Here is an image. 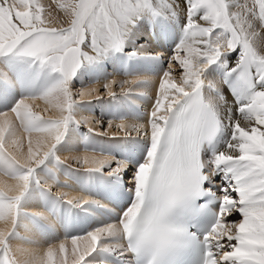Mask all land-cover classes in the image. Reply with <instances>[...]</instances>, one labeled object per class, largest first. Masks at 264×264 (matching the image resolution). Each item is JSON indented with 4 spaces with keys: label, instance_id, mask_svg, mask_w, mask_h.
Listing matches in <instances>:
<instances>
[{
    "label": "snow or ice",
    "instance_id": "6c2138e0",
    "mask_svg": "<svg viewBox=\"0 0 264 264\" xmlns=\"http://www.w3.org/2000/svg\"><path fill=\"white\" fill-rule=\"evenodd\" d=\"M56 6L73 12L65 26H49L44 0H0V172L17 181L0 187V219L13 221L10 232L0 233V264H17L11 239L39 243L34 236L48 246L28 252L25 264H264V0H56ZM145 62H163L158 82L144 75L157 71ZM149 88L147 126L119 115L108 123L117 129L111 135L81 130L94 117L78 119L77 111L91 112L107 99L119 113L134 98L149 97L141 90ZM15 89L22 94L9 103L4 93ZM38 97L55 101L64 115L34 111L27 101ZM9 113L28 132L51 135L48 151L30 149L28 164L8 153ZM94 136L127 143L95 146ZM77 146L83 151L72 159L79 168L59 156ZM41 172L73 187L63 173L89 194L111 181L113 203L122 200L124 182L131 198L116 219L73 235L69 214L108 206L92 194L68 198L43 187ZM26 205L45 209L59 227ZM208 215L213 220L202 230Z\"/></svg>",
    "mask_w": 264,
    "mask_h": 264
},
{
    "label": "bare ground",
    "instance_id": "6f19581e",
    "mask_svg": "<svg viewBox=\"0 0 264 264\" xmlns=\"http://www.w3.org/2000/svg\"><path fill=\"white\" fill-rule=\"evenodd\" d=\"M53 2H54V5H53ZM44 3L46 5H49L50 6V15L48 16V19L50 21V24L49 26L50 27H60V22H59V19L57 18V12L58 11H61L60 9H57L58 7L56 6V0H44ZM52 6L54 8H56L55 10L52 8ZM54 10V11H53ZM63 12V11H62ZM70 13H66V18L68 21L67 24L72 20L73 18V12L72 11H69ZM72 13V15L69 17V15ZM53 14V15H52ZM61 14V13H60ZM52 15V16H51ZM63 16V15H62ZM64 20V19H63ZM61 21V20H60ZM63 22H61L62 24ZM65 24V23H64ZM174 28H176L179 32V29H180V26H178L177 24L174 26ZM142 29V28H141ZM143 31L145 30V27L144 29H142ZM175 38V37H174ZM170 41V40H169ZM168 41V42H169ZM153 48H155V45L153 44L152 45ZM152 62H145V66H148V67H153L152 66ZM159 66V65H158ZM157 71L156 72H153V73H144V75L150 77L153 81H159L160 79V73H159V69L156 68ZM110 78V77H109ZM103 79V78H102ZM142 91H147L149 93V97H144V98H134V103L140 107V109L142 110L141 111V115L140 116H134V115H129V113H127V111L125 110V116H127L128 120H132L133 121H138V120H141L139 122H142V123H145V126H147V120L145 119L146 117V114L145 112H150L151 110V105L153 103V99H152V95H151V91L154 95V89L153 88H149V89H141ZM39 99L44 100L46 102H50V100H46L44 99L43 97H38ZM32 101V100H31ZM15 102V101H14ZM28 102V101H27ZM52 102V101H51ZM106 102V101H104ZM103 102V103H104ZM30 103V101H29ZM33 103H34V100H33ZM40 103L39 101L37 102V105H40L41 104H38ZM45 103V102H44ZM42 102V106L44 104ZM55 103V102H54ZM36 104V101L34 103V105ZM52 104V103H51ZM108 103H104L102 105V107L104 109L107 110V105ZM31 105H33L31 103ZM33 105V106H34ZM50 105V104H49ZM54 105V104H53ZM39 106V107H40ZM37 107V106H36ZM47 107H48V104H47ZM52 109H51V108ZM49 109L53 110V106L50 105ZM34 108V107H32ZM45 108V105L44 107ZM36 109V108H35ZM56 109V108H55ZM54 109V110H55ZM39 110V109H38ZM44 110V109H43ZM42 110V111H43ZM48 111V109H46ZM53 110V111H54ZM57 111V110H55ZM45 112V111H44ZM56 113V112H55ZM88 113H91V112H88ZM93 113V112H92ZM92 113L90 115H92ZM63 114V113H62ZM78 114V113H77ZM52 115V114H51ZM89 115V114H88ZM89 115V116H90ZM78 117V116H77ZM82 117V115H81ZM9 118L11 119L13 125H14V132L12 135H10L8 138H7V141L10 142V144L12 145L13 149L12 151L10 152V154L16 159L18 160L20 163L22 164H25L27 161H28V156L30 155V149L35 152L37 150H40V155L42 156L43 155V152H46L48 151L51 143L54 142L53 138L51 135L47 134V133H39L34 135L33 133L34 132H28L18 121H16L15 119V116L12 115L11 113H9ZM3 117L0 116V122L3 121ZM116 123H118V121L115 119L114 120ZM16 123V124H15ZM18 125V126H17ZM111 129V128H110ZM113 132V131H112ZM30 135H33V136H30ZM99 137V136H98ZM76 150H78V153L76 151V153H74L75 155L77 154H80L83 150L82 149H79V146H77ZM74 152V151H73ZM73 152H71L73 155ZM66 153V152H65ZM68 153V152H67ZM70 154V153H68ZM66 159V158H65ZM60 177H62V173L60 175ZM65 180V179H63ZM67 180L70 182L72 179H70L68 176H67ZM47 181V179H46ZM46 181H43L42 183V186H45V185H50L51 182L49 181V184L46 183ZM47 181V182H48ZM16 179L14 177H10L8 176L6 173L2 172V174L0 173V187H4V188H8V187H11V186H14L16 184ZM53 183V182H52ZM54 186H56L54 184ZM59 188V194H64V193H67L68 194V198H71L72 196H78L76 191L73 190V189H69V188H66V189H62V187H58ZM11 195H16V192H11L10 193ZM29 208V209H28ZM25 210L27 211H33V212H44V209H41V208H38L34 205H26V208ZM10 220H11V217H8V218H5V219H0V233H5L7 232V230L10 228ZM23 232H24V235H27V236H34L33 233L31 232H26L23 228H22ZM34 239L38 240L39 243H28V242H25L23 240H16L13 243V246L11 248V253L14 254V257H15V260L17 262V264H25V262L29 259V255H28V252H43V250L48 246L47 243L43 240L44 238L43 237H39V236H34ZM70 249H71V243H70V240H69V252H70Z\"/></svg>",
    "mask_w": 264,
    "mask_h": 264
},
{
    "label": "rangeland",
    "instance_id": "374dc122",
    "mask_svg": "<svg viewBox=\"0 0 264 264\" xmlns=\"http://www.w3.org/2000/svg\"><path fill=\"white\" fill-rule=\"evenodd\" d=\"M49 1H51V0H49ZM53 5H54V2H53ZM52 8L55 10L56 8H54L53 6H52ZM57 9H59V8H57ZM53 10V11H54ZM56 11V10H55ZM61 13V14H60ZM66 13L68 14V13H70L69 11H58L57 12V18L59 19V22H60V27H62V26H65L66 24H67V22L68 21H66L67 20V18L65 17L66 16ZM53 15V14H52ZM51 15V16H52ZM63 15V16H62ZM72 15V13L69 15V17ZM64 19V20H63ZM61 20V21H60ZM61 22H63L62 24H61ZM65 23V24H64ZM177 25L178 26H180V23H177ZM144 27H145V29L147 28V25H142L141 26V28L142 29H144ZM141 29V30H142ZM143 31V30H142ZM141 43H143L144 41L143 40H141L140 41ZM153 47V46H152ZM162 63L163 62H161V64H152V66L153 67H155V68H158L159 69V72L160 71H162V67H161V65H162ZM159 65V66H158ZM108 72H110V71H108ZM112 72H113V69H112ZM111 72V73H112ZM122 74V73H121ZM115 75V78L116 79H118V80H121V79H127V77L126 76H124V75H118V74H114ZM174 75H176V74H174ZM111 78V77H110ZM102 79V78H101ZM86 83L88 82V81H85ZM101 83H103V81H101ZM80 85L79 84H75L74 85V87H79ZM90 87H92V85H90ZM95 87H100V84H97V85H95ZM119 89H117V91H118ZM74 91H75V89H74ZM151 95H152V97L154 96L153 95V93H152V91H151ZM85 98H87V97H85ZM32 100V101H31ZM33 100H34V103H35V101H36V104L34 105V103H33ZM29 101H30V103H29ZM40 102V103H38V104H41V106L40 105H37V102ZM104 101H106V102H104ZM104 101H102V102H100V103H97L96 105H92L91 106V108H90V111H91V113H92V115H90L91 113H88V112H83V111H77V113H76V116H78L77 118L79 119L80 117H81V115L83 116V115H90V116H93L94 117V119L93 120H91L90 122H89V125H83L82 126V128L83 129H87L89 126L90 127H93L97 132H105V131H107V133L109 134V135H111L113 132H116L117 131V129L115 128V127H112L111 129L110 128H108V123H109V120L106 118V117H104L103 115H100V114H98L97 112H95V111H97V110H100L101 111V113L102 114H104L106 111H108V110H106V109H104L103 107H102V105L104 104V103H111L110 101H108L107 99L106 100H104ZM42 102L44 103L43 104V106H42ZM54 102L55 101H50V102H46V101H44V100H42L41 101V99H39V98H35V99H29L28 100V103L29 104H33L32 105V107H34L33 108V110L34 111H37V112H40L42 115H45L46 117H52V118H59V117H61L62 115H64V113L62 114V112L61 111H59L58 109H55L54 108ZM104 102V103H103ZM52 103V104H51ZM47 104H48V107H47ZM52 105L53 106V108L55 109V110H57V111H55L54 109V111L53 110H51L52 108L50 107V105ZM44 105H45V108H43L44 107ZM37 106V107H36ZM40 106V107H39ZM49 107L51 108V109H49ZM85 107V110H89V106H84ZM36 108V109H35ZM39 109V110H38ZM44 109V110H43ZM46 109H48V111L46 110ZM43 110V111H42ZM45 111V112H44ZM56 112V113H55ZM52 114V115H51ZM105 115V114H104ZM97 121H101L102 123H97ZM129 122H132V120H128ZM133 122H135V123H140L139 121H133ZM116 122L113 120V124H115ZM16 124V123H15ZM18 126V125H17ZM113 131V132H112ZM138 133H140V132H137V131H132V134L133 135H139ZM34 135L36 134L35 132L33 133ZM37 134H39V133H37ZM36 134V135H37ZM120 134H122V132L120 133ZM30 136H33V135H30ZM102 138H104V137H102ZM107 139V138H106ZM4 146H5V148L7 149V151H8V153H10L11 151H12V149H13V147H12V145L10 144V142L9 141H7V140H5L4 141ZM77 151V153H78V150H76ZM76 151H68V150H64V151H61L60 153H59V156H60V158L62 159V160H64L67 164H69V165H72L73 167H79L80 165L79 164H77V163H75L74 162V160L72 159V157L73 156H76L74 153H76ZM66 152V153H65ZM70 153V154H68V153ZM71 152H73V155H71L72 153ZM77 155H79V154H77ZM66 158V159H65ZM29 163V160L25 163V164H28ZM1 174H2V172H0ZM40 178H41V181H46V179H47V181L49 180L50 182H51V185H54V182H53V180L50 178V177H48L44 172H41L40 174ZM60 179L61 180H63V179H67V176L66 175H64L63 173H62V177H60ZM46 181V183H48L49 184V181L47 182ZM53 182V183H52ZM67 182H69L68 180H67ZM56 187H62V186H60V185H56ZM66 189L67 187H62V189ZM57 194H59V188H58V192H57ZM25 208H26V206H25ZM29 209V208H28ZM237 219H238V217H237ZM12 227H13V221H12V218H11V220H10V228L7 230V232H10L11 231V229H12ZM21 232H22V234H24V232H23V230L21 229L20 230ZM7 232H5L4 234H6ZM16 240H18V239H11L10 241H9V243H10V246H11V248H12V246H13V243L12 242H14V241H16ZM10 251H11V249H10Z\"/></svg>",
    "mask_w": 264,
    "mask_h": 264
}]
</instances>
